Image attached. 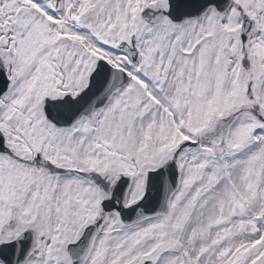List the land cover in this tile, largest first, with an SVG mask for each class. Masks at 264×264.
Instances as JSON below:
<instances>
[{"label": "snow or ice", "instance_id": "6c2138e0", "mask_svg": "<svg viewBox=\"0 0 264 264\" xmlns=\"http://www.w3.org/2000/svg\"><path fill=\"white\" fill-rule=\"evenodd\" d=\"M0 264H264V0H0Z\"/></svg>", "mask_w": 264, "mask_h": 264}]
</instances>
